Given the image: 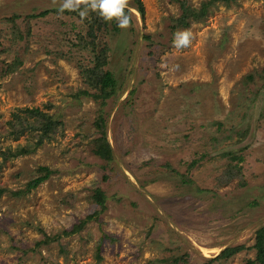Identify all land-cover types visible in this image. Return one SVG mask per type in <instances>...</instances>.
<instances>
[{"label":"rangeland","instance_id":"rangeland-1","mask_svg":"<svg viewBox=\"0 0 264 264\" xmlns=\"http://www.w3.org/2000/svg\"><path fill=\"white\" fill-rule=\"evenodd\" d=\"M141 1L143 18L129 0L130 26L115 19L96 33L97 46L110 47L107 69L120 87L100 109L78 74L77 63L89 58L77 45L83 20L59 12L63 0H0V69L23 54L13 72L0 73V151L27 141L7 134L19 109L48 110L64 122L60 136L31 153L0 159V189L23 187L41 165L58 170L24 196L0 193V264H172L185 255L175 264H245L253 257L254 231L264 224V0L210 6L185 29L191 41L180 48L176 37L185 30L172 34L178 2L198 8L204 0ZM42 10L50 11L27 19ZM97 113L112 149L108 163L90 150ZM229 154L242 157L243 186L236 177L222 182ZM96 186L105 189L96 219L35 246L99 210L87 199ZM67 192L71 207L59 202ZM238 245L228 259L213 260Z\"/></svg>","mask_w":264,"mask_h":264},{"label":"trees","instance_id":"trees-1","mask_svg":"<svg viewBox=\"0 0 264 264\" xmlns=\"http://www.w3.org/2000/svg\"><path fill=\"white\" fill-rule=\"evenodd\" d=\"M235 1L236 0H204L199 4L198 8H191L183 2H178L180 14L173 19L174 25L172 26V34L177 33L175 28H179V30H185L192 21L202 20V18L207 14V9H209L210 6H213L218 2L228 4ZM131 2V8H133L141 18H143L144 9L142 1L131 0ZM83 8L84 6L82 5L81 10H83ZM49 11L50 10H42L37 13L28 14L27 19H33L38 16L45 15ZM124 11L127 13L126 9ZM64 13L75 15L77 18L81 19L79 16V11L65 10ZM114 20L115 18L110 22H115ZM83 22L85 23V31L76 35L77 45L78 48H81L82 50L84 49L89 54V58L87 59V63L84 65L80 62L77 63L78 74L82 84L85 85L82 93L89 96L96 104L98 103L101 109L106 104L108 99L115 97L120 91L119 84L112 76L111 71L107 69L108 50L110 47L108 48V46L105 44H102L98 47L96 44V33L105 30L110 22H106L99 15L98 11L91 10L88 11V15L83 19ZM115 27H117V25H115ZM11 32L14 34L13 27L11 28ZM29 32L30 26L28 24L25 37L29 36ZM19 37H23L22 34L19 33ZM144 38L149 40L151 37L149 34H145ZM22 55L23 54H21L20 57L16 56L10 63H5V68L0 69L1 75H6L13 72L15 68H17L21 63L20 60ZM57 55L59 57L62 56L60 53H57ZM251 77L252 75H247L248 79ZM259 77L264 83V68L263 74H261ZM88 89L91 92H89ZM47 107L49 109L50 104H48ZM11 115V120L7 121V134L12 140H16L21 134H25L27 141L24 145L17 146L14 149L8 146L4 150H1V161L12 159L16 156L29 154L34 149L39 147L44 141H51L56 135L60 136L62 134L64 122L61 118L55 116L51 112H48V110L46 112L38 109L37 107H24L17 110L16 112H13ZM105 125L104 117L102 114L97 113V116L92 121L94 136L90 139V150L93 156H95L98 160L108 163L112 160L113 155L111 146L106 138ZM229 156V162L226 164V167L223 170V177L225 179L223 178L222 182L227 183L230 179L236 177L238 178L239 184L243 186L245 182L242 179L243 176L238 165V162L242 160V157L240 155L234 156L233 154H229ZM100 168L105 171V167L103 165H100ZM57 171L58 170L56 169H50L48 166H38L31 173V176L24 183L23 187L14 190L1 188L0 193L6 192V194H8L10 197L24 196L30 190L34 189L39 183L46 180L50 175L56 173ZM106 177V174L103 173L101 179L105 180ZM87 199H90L94 204H96L99 207V210H96L92 214L85 215L84 218L80 219L77 223L72 224V226L67 230H62L61 232L51 236L44 234L43 239L34 243L35 246L46 245L51 241L58 240L60 236H68L73 233H77L88 221L91 219H96L98 212L105 207V189L98 186L92 188L91 192L87 195ZM73 201L74 195L70 192L62 195L59 199V202H61V204H63L65 207H71ZM100 246L101 238L97 240L95 245L94 256L97 259H99ZM241 248V245L225 247L215 257H213V260L218 261L221 259H228ZM250 249L254 251L253 257L248 258L245 261V264H264V224L255 229L253 243L250 245ZM61 252L65 253L64 248L61 250ZM177 259L184 260L186 259V255L182 256L181 258L176 256L173 257L171 260L172 264H175ZM164 260L167 259H162L161 262Z\"/></svg>","mask_w":264,"mask_h":264},{"label":"clouds","instance_id":"clouds-1","mask_svg":"<svg viewBox=\"0 0 264 264\" xmlns=\"http://www.w3.org/2000/svg\"><path fill=\"white\" fill-rule=\"evenodd\" d=\"M56 0H53L55 3ZM84 6L81 10V6ZM129 5V0H63L59 7V12L79 11V16L83 20L88 15V11H98L99 15L110 22L114 18L118 21V26L127 28L130 26L131 17L125 13V8ZM191 41V33L187 30L181 31L176 37V47H185Z\"/></svg>","mask_w":264,"mask_h":264}]
</instances>
